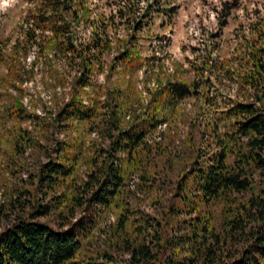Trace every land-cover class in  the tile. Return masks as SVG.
<instances>
[{"label": "trees", "instance_id": "obj_1", "mask_svg": "<svg viewBox=\"0 0 264 264\" xmlns=\"http://www.w3.org/2000/svg\"><path fill=\"white\" fill-rule=\"evenodd\" d=\"M25 1L13 35L0 30V264H264V17L230 55L168 71L138 46L152 4ZM147 70L157 86L142 104ZM38 73L55 104L43 115L24 103ZM24 166L25 187L9 179ZM160 189L157 217L140 194Z\"/></svg>", "mask_w": 264, "mask_h": 264}, {"label": "rangeland", "instance_id": "obj_2", "mask_svg": "<svg viewBox=\"0 0 264 264\" xmlns=\"http://www.w3.org/2000/svg\"><path fill=\"white\" fill-rule=\"evenodd\" d=\"M89 1L94 12L108 13L112 9L113 11L118 9L122 0ZM138 4L139 9L149 8L148 4H152L138 42L142 57L153 56L154 65H163V69L168 71L174 63H180L182 67H189L190 64L186 57L194 60V55H197L200 57L197 63H200V60L207 55L215 59L230 55L239 35L248 33L250 21L264 17V0H138ZM26 5L25 0H8L6 7L0 8V30L4 37L13 35V29L19 17L24 13ZM89 31V25H80V34L88 35ZM30 58L31 56L28 57V60ZM4 71L5 68L0 63V75ZM152 73L150 70H147V73L144 71L137 72L135 84L141 92L142 104H146L150 98L147 88L153 89L157 86L156 81L152 78ZM44 76V74L38 73L34 81L27 83L30 95L24 99L28 109L40 115L44 114L43 107H55L48 90L42 86L41 81ZM116 77L117 74H114L106 81L102 74H98L96 79L110 86ZM145 77H151V80L143 82ZM180 77L190 80L193 74L192 72L183 73L180 74ZM63 94V91L59 92L57 102L62 99ZM233 94V89L224 90L222 95L216 97V100L220 103L223 100H228V97H233ZM30 96H32L31 100ZM184 102L186 103L185 111H192L195 108L193 96L186 98ZM141 109L142 107H138V111ZM130 115L126 117L129 118ZM164 126L161 127V130L165 128ZM175 127L174 130L178 132V139L182 138L187 130V125L180 122ZM59 137L61 138L62 134H59ZM4 158L5 155L0 150V163L4 161ZM26 168L24 166L20 174H16V177H10L11 174H8L7 177H10L9 179L15 185L22 184L25 187L27 185L26 179L29 177ZM130 187L135 189L134 183ZM140 195L143 200L140 204L141 208L157 217L162 214V205L166 203L165 196L171 197L170 192H163L161 189L155 195ZM158 195L162 197L156 198ZM11 218L12 216L8 217V219ZM0 220V229L9 223V220L7 223L4 219ZM41 220L44 221L46 218L43 217ZM92 231L95 234L94 243H98L100 246L103 237L102 231L97 228ZM92 245L93 243L89 244L88 247Z\"/></svg>", "mask_w": 264, "mask_h": 264}, {"label": "clouds", "instance_id": "obj_3", "mask_svg": "<svg viewBox=\"0 0 264 264\" xmlns=\"http://www.w3.org/2000/svg\"><path fill=\"white\" fill-rule=\"evenodd\" d=\"M8 0H0V8L6 7Z\"/></svg>", "mask_w": 264, "mask_h": 264}]
</instances>
